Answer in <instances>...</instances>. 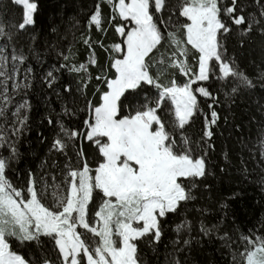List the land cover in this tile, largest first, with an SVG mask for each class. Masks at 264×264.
<instances>
[{
  "label": "snow or ice",
  "instance_id": "1",
  "mask_svg": "<svg viewBox=\"0 0 264 264\" xmlns=\"http://www.w3.org/2000/svg\"><path fill=\"white\" fill-rule=\"evenodd\" d=\"M11 3L22 6V17L11 25L0 20V264H161L159 246L169 229L163 264H264V200L259 228L247 234L235 224L232 203L242 200L245 184L264 195V102L253 101L259 120L240 107L256 81L264 91V69L249 76L238 63L243 51L227 47L233 28L241 50L253 31L264 37V0L247 14L245 0H93L80 32L83 59L74 42L65 50L56 25L51 33L58 38L46 39L42 52L35 34L25 51L14 35L35 25L39 2ZM109 30L119 42H106ZM98 51L108 53L106 64ZM50 52L56 62L47 69L29 63L42 65ZM64 72L73 78L61 84ZM37 85L47 108L39 123L55 129L51 141L36 131L48 145L37 165L42 176L30 166L16 168L25 155L21 144L31 147ZM218 106L226 109L223 129L228 137L241 133L242 148L245 127L257 125L253 169L242 154L237 167L226 151L216 166ZM197 118L202 127L193 140L185 130ZM233 169L240 177L235 190L214 198L222 181L233 183Z\"/></svg>",
  "mask_w": 264,
  "mask_h": 264
},
{
  "label": "trees",
  "instance_id": "2",
  "mask_svg": "<svg viewBox=\"0 0 264 264\" xmlns=\"http://www.w3.org/2000/svg\"><path fill=\"white\" fill-rule=\"evenodd\" d=\"M39 9L35 14V25L28 26L26 31L20 32L18 35H14V39L19 43L24 44L25 51H27V45L30 42L28 37L30 34H35L37 36V40L35 41L36 46L43 51L44 41L47 39L48 43L58 37L51 33V28L53 25L58 27V32L60 37H64L62 41V46L67 50V46L69 43L74 42V48L79 49V58L83 59L86 55L84 51L83 45L80 43V32L81 29L87 28V15L89 13V8L93 3V0H38ZM245 2L249 5L246 10L247 12H253L256 10L255 0H245ZM170 3H175V0H170ZM6 6V7H5ZM105 11L110 13V9L105 6ZM22 17V6H17L11 3V0H2L0 3V20L9 23H18L21 21ZM76 21H79V25L76 24ZM107 27V25H105ZM9 31L15 33L16 29L9 27ZM87 34V33H85ZM96 35L95 30H93V36ZM108 39L107 43L111 45L114 42H119V34H116L113 30H109L107 33ZM239 39L240 37L236 34V29L233 28V31L230 35L227 36V47L229 53L235 50L238 54L243 51L244 55L239 56V67L244 70L249 76L256 77L258 71L264 69V37L258 35L255 31H253L250 35H246L243 37L245 40L244 48L241 50L239 47ZM19 47V44H18ZM97 55L100 57L101 64H106L108 61V53L107 52H97ZM42 59L45 60V63L42 65L38 64L35 60L30 59L29 63L33 64L37 67V70L47 69L50 64L56 62V57L53 52H50L46 57L42 56ZM255 61V63H252ZM259 66V68L257 67ZM23 74V70L21 69V75ZM93 76L95 75V71H93ZM73 77L67 73H63V78L61 80V84L71 80ZM95 83V82H93ZM211 83V81H210ZM229 81V85H230ZM259 81H256L257 87L254 92L244 93L245 103L240 105V107H249L250 111L248 114H255L257 119H260L259 113L255 111L256 104L253 103L257 97L261 98V102H264V91H261L259 87ZM60 85L58 84L57 87ZM199 86V85H197ZM214 87L218 86V84H213ZM89 99L94 98V89L92 87L88 90ZM223 99V96H221ZM52 105L59 111V104L56 102V97L52 96ZM32 101V110L31 116L32 119L30 123L32 124V132L28 137V140L31 143V147L29 148L25 144H21V152L24 153V157L22 160L16 165L17 171H22L27 167H32L34 170L38 172L39 175H43V172L37 168V165L40 159L44 156L47 144L41 143V138L36 135V131L39 128L43 131L45 137L48 138L49 141L53 138V133L55 129L50 128L46 121L43 123H39L41 114L47 111L46 106L42 102V94L39 85L33 89V94L31 95ZM201 105H204V98H200ZM218 110L221 112V129L218 130V134L215 137L216 143V152L213 156V160L217 162L216 166H219V163H223V157L221 156L222 152H227L231 162L239 166L238 160L240 155L242 154L247 160L249 169H253L255 166L256 160L259 158V145L256 143L258 137L257 125L255 123L251 124L250 127H245L242 135L244 138V146L242 148L241 144L236 140L237 135H241V133L233 132L231 137H228V132L226 129H223V115L225 114L226 109L220 108L218 106ZM237 113L238 109H237ZM247 119V115L244 117ZM202 127V118H197L188 128H186V132L188 136H190L193 140H195L201 130ZM219 131H223L224 135H219ZM85 147L88 152L91 154L92 146L88 145L85 141ZM250 150L254 151L255 155L253 156ZM6 154V153H5ZM54 158V157H53ZM255 171L257 173L260 172L259 168H256ZM10 175H12L10 173ZM59 178V177H58ZM12 179L16 182H22V176L12 175ZM48 182L51 183L52 177L49 176ZM233 183L229 184L226 182H221L218 188L214 189L213 196L218 199L221 195H227L230 190H235L236 184L235 181L239 180L240 177L235 175V169H233V176L231 177ZM244 196L242 200L232 202L233 207L236 209V221L235 224L238 228H240L245 234H247L248 229H258V221L260 219L262 205L258 203V201L264 200V195L261 194L259 188L255 184H245L243 186ZM52 190L49 189V198L51 199ZM95 209H93L94 211ZM189 218L193 219V227L195 228V218L196 213L190 212ZM170 220H174L178 222V218L170 217ZM215 217H208V221L214 222ZM231 223L227 225V227L231 228ZM258 234H260L258 232ZM171 235V229L166 232L164 243H161L159 246V259L161 264L164 261V253H165V243H167L169 236ZM141 247H145L143 244ZM208 251L209 249H205ZM242 250V249H241ZM149 251V256L153 259L151 251ZM217 260H220L219 253H215ZM223 264H227V260L223 261Z\"/></svg>",
  "mask_w": 264,
  "mask_h": 264
},
{
  "label": "rangeland",
  "instance_id": "3",
  "mask_svg": "<svg viewBox=\"0 0 264 264\" xmlns=\"http://www.w3.org/2000/svg\"><path fill=\"white\" fill-rule=\"evenodd\" d=\"M78 230L83 231L82 229H78ZM97 239H98V238H97Z\"/></svg>",
  "mask_w": 264,
  "mask_h": 264
}]
</instances>
